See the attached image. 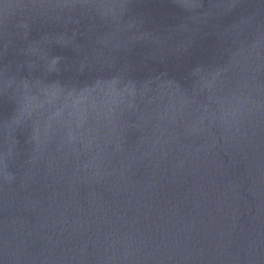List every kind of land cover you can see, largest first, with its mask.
<instances>
[{"label": "water", "instance_id": "water-1", "mask_svg": "<svg viewBox=\"0 0 264 264\" xmlns=\"http://www.w3.org/2000/svg\"><path fill=\"white\" fill-rule=\"evenodd\" d=\"M0 264H264V0H0Z\"/></svg>", "mask_w": 264, "mask_h": 264}]
</instances>
